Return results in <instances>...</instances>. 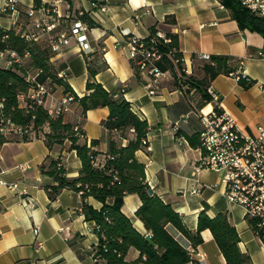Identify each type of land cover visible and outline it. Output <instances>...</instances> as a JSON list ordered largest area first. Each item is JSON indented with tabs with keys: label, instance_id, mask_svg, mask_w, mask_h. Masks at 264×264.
Segmentation results:
<instances>
[{
	"label": "crops",
	"instance_id": "1",
	"mask_svg": "<svg viewBox=\"0 0 264 264\" xmlns=\"http://www.w3.org/2000/svg\"><path fill=\"white\" fill-rule=\"evenodd\" d=\"M92 1L105 5L106 10L92 7ZM67 5L74 14L85 10L92 27L88 32L91 49L87 54L72 41L52 56L55 66L65 69L64 80L70 88L78 96L84 95L90 68L95 70L94 79L108 91L118 93L124 86V97L150 125L146 134L148 146L136 150V157L145 165L146 181L152 192L170 202L192 231L197 227L198 212L205 204L210 216L225 213L239 233L238 245L249 255L250 264H264V242L253 230L244 209L225 197L221 174L198 167L202 149L191 140L198 136L202 125L195 111H209L215 101H205L200 87L182 88L174 77L168 76L159 79L156 94L150 95L144 86L146 77L132 63L120 29L127 27L143 36L150 34L153 28L176 34L178 48L196 80L204 76L200 68L204 59L199 58V54L231 56L230 65L242 70L243 81L250 83L244 86L227 73L216 75L209 83L219 92L222 106L249 132L264 125V57L260 55L264 35L240 28L221 0H65L60 8L64 10ZM63 93V85L54 83L46 104L51 105ZM108 113L107 106H99L88 109L82 116L76 102L63 113L65 120L80 122L85 134L79 141L91 145L98 158H103L108 149L109 133L102 125ZM186 113H189L187 120L180 121L179 128L174 129V122ZM92 140L96 141L92 143ZM120 142L124 145L127 139L122 138ZM59 158L63 160L67 176L78 175L81 161L68 139L50 147L42 136L23 139L10 132L1 143L3 178L24 185L35 199V205L32 209L26 208L18 194L0 184V264L17 261L94 264L98 235L93 229L94 220L86 218L82 210L80 193L65 187L55 199L48 195L47 188L54 179L42 171L41 165ZM19 163L28 166L21 170L16 167ZM193 187H197V191H192ZM86 201L95 209L102 204L93 196H88ZM111 201L112 198H107V202ZM140 203L137 194L128 193L121 208L144 233L147 229L135 214ZM167 227L191 253L193 261L184 264H225L209 228L201 230L203 240L194 247L171 224ZM38 240L43 243L39 248ZM138 254L137 249L130 248L126 258L134 259Z\"/></svg>",
	"mask_w": 264,
	"mask_h": 264
},
{
	"label": "trees",
	"instance_id": "2",
	"mask_svg": "<svg viewBox=\"0 0 264 264\" xmlns=\"http://www.w3.org/2000/svg\"><path fill=\"white\" fill-rule=\"evenodd\" d=\"M221 1L231 10L240 28L256 30L264 35V17L250 13L237 0ZM83 18L88 19L85 15ZM170 22H173V19ZM156 30L153 28L150 34H154ZM4 33L5 31L0 28V49L13 48L19 52L28 50L29 63L43 71L39 76L41 81L48 79L51 85L54 83L63 85L64 93L73 91L63 78L57 76L62 66L56 67L50 61L55 51L51 49L48 40L28 42L16 28L6 31L7 36L2 39ZM165 33L171 36V41L168 44L160 41V47L165 52L176 48L175 55H179L181 52L178 51L176 34L171 31ZM171 60V57L165 55L159 62L160 68L173 69ZM230 61L229 55H210V59L203 60L200 65L204 76L196 80L192 72L185 80L190 86L200 87L203 99L208 101L210 97L206 87L210 84L209 81L220 73L229 74L234 71ZM94 74L95 70L90 68L86 82L87 92L82 96L76 94L73 103L76 102L79 105L82 116L91 108L107 106L109 109L107 117L102 120V125L109 133L108 149L103 157V165L95 162L96 159L100 161L103 158L97 157L91 145L79 141L81 135L74 130V126L79 125L85 134L80 122L65 120L63 113L51 116L45 105L33 100L25 104L20 103L19 94L28 88L22 68L0 66V111L4 118L27 128L28 131L21 136L23 139L42 136L50 147L54 143H62L68 139L70 147L76 150L81 161L77 176H67L61 158L52 159L48 164L43 163L41 169L54 179V183L47 188L50 199H55L60 190L65 187L80 193L82 210L86 218L93 219L95 222L98 243L94 257L98 264H184L193 261L189 249L169 231L168 224L186 236L194 247L203 240L201 230L209 228L224 255L225 264H250L249 255L238 245L239 233L225 213L219 212L210 216L205 204L198 212L197 227L192 231L186 225L182 214L170 202L163 200L154 192H149L145 165L137 159L136 150L147 148L148 141L143 142V139L146 140L150 125L145 118L140 117L132 109L130 101L123 95L125 89L118 93L108 91L94 79ZM174 79L181 85L176 76ZM239 81L244 86L250 83H245L243 78ZM122 138L127 139L124 145L120 142ZM95 141L92 140V143ZM191 142L198 145V136ZM128 193L137 194L141 200L135 214L143 221L147 229L144 233L140 232L133 225L130 217L122 211L124 196ZM88 196L100 200L101 207L95 209L88 204L86 201ZM107 198H112V201L107 202ZM249 222L251 225L255 223L254 219H249ZM261 240L264 242V236H261ZM130 248L139 251L134 259L126 258Z\"/></svg>",
	"mask_w": 264,
	"mask_h": 264
},
{
	"label": "built area",
	"instance_id": "3",
	"mask_svg": "<svg viewBox=\"0 0 264 264\" xmlns=\"http://www.w3.org/2000/svg\"><path fill=\"white\" fill-rule=\"evenodd\" d=\"M64 1L0 0V28L5 31L2 39L7 36L6 31L16 28L28 42L48 40L55 53L73 41L82 53L87 54L91 49L88 32L92 27L88 19L83 18L84 15L86 16V11L80 9L74 14L68 5L62 10L60 4ZM237 1L250 13L264 17V0ZM91 6L106 10L105 5H100L97 1H92ZM120 32L126 38L132 63L146 77L144 86L150 95L156 94L159 79L164 76H176L182 88L190 86L185 79L192 73V68L182 53L175 55L176 48L165 52L160 47V41L168 44L171 36L160 29L147 36L137 34L127 27L121 28ZM29 55L28 50L19 52L13 48L0 49V59L3 60L4 67L23 69V77L28 83V88L19 94L20 103L36 101L45 105L51 116L69 111L76 93L65 92L51 105H47V98L52 93L48 79L45 81L39 79L43 71L29 63ZM165 55L171 57L173 69L160 68L159 62ZM260 55L264 57V49L260 51ZM198 57L204 60L210 59V55L206 53H201ZM50 61H53V57ZM65 74V69L57 72V76L63 79ZM229 75L238 80L244 78V73L240 69L229 72ZM124 88L122 86L121 91ZM206 92L210 100L215 101V105L209 111L201 109L195 111L202 125L198 132L199 146L202 149L198 167L210 168L221 174V180L225 185V197L231 203L240 205L248 219H254L255 223L251 226L261 238L264 236V125H258L254 132L242 129L236 118L222 106L220 94L211 84L206 87ZM188 116L189 113H186L176 120L174 129H178L180 121H186ZM74 130L84 136L79 125H75ZM26 131L28 130L24 126L4 118L0 111V145L10 132L22 136ZM146 141L147 139H143V142ZM95 162L103 165L104 158L100 161L96 159ZM27 166L25 163H19L16 167L24 170ZM0 184L18 194L26 208L32 209L35 205V199L28 193V189L17 180L4 179L2 171H0ZM192 191H197V187H193ZM93 229L95 230V226ZM33 233L35 235L38 233L37 226L33 228ZM42 244V241L38 240L37 248ZM14 264L26 263L17 261ZM94 264H98L96 258Z\"/></svg>",
	"mask_w": 264,
	"mask_h": 264
},
{
	"label": "rangeland",
	"instance_id": "4",
	"mask_svg": "<svg viewBox=\"0 0 264 264\" xmlns=\"http://www.w3.org/2000/svg\"><path fill=\"white\" fill-rule=\"evenodd\" d=\"M52 64L55 65L54 61H52ZM2 65H3V60L0 59V66H2ZM48 82H49V80H48ZM49 87H50V90L53 91V85L49 84Z\"/></svg>",
	"mask_w": 264,
	"mask_h": 264
},
{
	"label": "water",
	"instance_id": "5",
	"mask_svg": "<svg viewBox=\"0 0 264 264\" xmlns=\"http://www.w3.org/2000/svg\"><path fill=\"white\" fill-rule=\"evenodd\" d=\"M149 192H152V189L151 188H149Z\"/></svg>",
	"mask_w": 264,
	"mask_h": 264
}]
</instances>
